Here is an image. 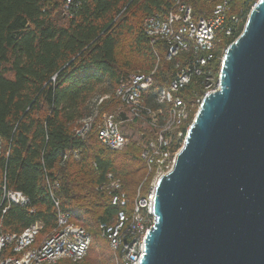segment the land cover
I'll return each instance as SVG.
<instances>
[{"label":"trees","instance_id":"16d2710c","mask_svg":"<svg viewBox=\"0 0 264 264\" xmlns=\"http://www.w3.org/2000/svg\"><path fill=\"white\" fill-rule=\"evenodd\" d=\"M182 1L196 18L209 15L221 0ZM252 1L230 0V15L244 21ZM65 2L0 0V232H21L37 221L40 236L50 233L56 224V200L96 244H104L97 250L90 245L79 262L61 259L54 264H117L109 260L111 249L98 229V224L114 221L117 208L99 186L111 172L129 199L138 188L145 195L150 189L146 165L135 140L121 150L99 142V117L84 138L75 129L91 115L97 98L108 96L99 104L101 110L119 103L114 90L132 72L156 68L143 99L155 109H166L155 98L175 73L174 62L164 60V42L149 43L143 20L166 15L173 5L171 0H70L65 11ZM240 30L230 36L217 33L215 57L206 68L214 78L223 48ZM202 80L193 78L179 95L187 102L200 98L205 92ZM6 190L22 192L29 204L3 199Z\"/></svg>","mask_w":264,"mask_h":264},{"label":"water","instance_id":"95a60500","mask_svg":"<svg viewBox=\"0 0 264 264\" xmlns=\"http://www.w3.org/2000/svg\"><path fill=\"white\" fill-rule=\"evenodd\" d=\"M136 264H264V0L223 51Z\"/></svg>","mask_w":264,"mask_h":264},{"label":"built area","instance_id":"2783aa9c","mask_svg":"<svg viewBox=\"0 0 264 264\" xmlns=\"http://www.w3.org/2000/svg\"><path fill=\"white\" fill-rule=\"evenodd\" d=\"M171 2L172 9L166 15L152 14L143 20L149 43L164 42V60L174 62L175 73L158 90L155 98L166 109H155L143 99L154 83L156 68L149 72H132L121 79L114 90V97L120 106L113 110H101L98 106L108 96L97 98L91 115L82 119L75 129V135L84 138L99 117V142L111 150H121L128 142L127 136L121 132V124L132 123L141 128L139 140L142 141L137 144L146 165L145 179L150 178L149 191L142 195L138 188L131 200L119 178L111 172L106 174L105 181L99 186L108 193L111 205L117 210L114 221L100 223L98 229L108 241L111 251L119 257L120 264H136L141 258L146 234L155 221V183L172 169L192 122V109L195 106L198 109L203 96L218 88V77L214 78L206 69L215 57L217 33L223 31L230 36L241 28L239 35L249 12L259 0L252 1L244 21L235 14L230 15V0L219 1L209 15L196 18L184 1ZM69 4L70 0H66L65 11ZM179 57L182 62L177 60ZM195 77L203 79L205 92L200 98L187 102L179 93ZM215 79L216 87L212 88ZM144 130L150 131L147 137ZM73 154L77 156V152ZM3 199L21 206L29 204L28 197L15 190H6ZM53 201L57 218L50 233L40 236L42 226L37 221L21 232H0V264H54L61 259L76 263L86 256L92 243L91 234L73 222L71 212L59 209L58 201Z\"/></svg>","mask_w":264,"mask_h":264},{"label":"rangeland","instance_id":"374dc122","mask_svg":"<svg viewBox=\"0 0 264 264\" xmlns=\"http://www.w3.org/2000/svg\"><path fill=\"white\" fill-rule=\"evenodd\" d=\"M226 47L227 46H225L223 48V51L225 50ZM215 48H216V44H215ZM221 58H222V56H221ZM216 82L217 81L215 79L212 88L216 87ZM118 106H120L119 103H117L116 105H114V107L111 110L117 108ZM133 126H134V128H128L125 123H122L121 124V130L125 131V134H126V136L128 138V141L130 139H132V140H135L138 143V142L142 141V140H139L140 139L139 137H140V130H141V128L139 126H137V125H133ZM141 183H142V181L140 182V184ZM98 244H104V243L102 241L101 242L98 241V243L96 244L94 242V240H92V243H91L92 247L91 248H95L97 250L100 247ZM111 253H112V255L109 258V260L110 261H114L115 263L119 264V262H120L119 261V257L118 256L116 257L115 254L112 251H111Z\"/></svg>","mask_w":264,"mask_h":264}]
</instances>
